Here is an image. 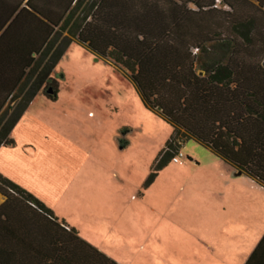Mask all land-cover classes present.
Instances as JSON below:
<instances>
[{"label": "trees", "instance_id": "trees-1", "mask_svg": "<svg viewBox=\"0 0 264 264\" xmlns=\"http://www.w3.org/2000/svg\"><path fill=\"white\" fill-rule=\"evenodd\" d=\"M57 1V17L36 9L53 26L45 23L26 68L0 69V83L12 82L0 102V146L12 144L37 92L56 98L50 73L75 40L120 68L171 126L153 169L192 138L264 186V0ZM0 195V264H118L1 175Z\"/></svg>", "mask_w": 264, "mask_h": 264}, {"label": "rangeland", "instance_id": "rangeland-1", "mask_svg": "<svg viewBox=\"0 0 264 264\" xmlns=\"http://www.w3.org/2000/svg\"><path fill=\"white\" fill-rule=\"evenodd\" d=\"M50 75L57 82L56 98L39 91L28 103L11 128L14 141L0 146L1 171L119 264H182V258L210 264L211 257L227 264L238 259L241 250L232 241L258 236L264 225L263 185L245 187L243 216L237 214L235 198L236 209L221 212L224 223L211 228L212 200L222 198L219 204L227 207V194L234 190L224 179L235 172L228 161L190 138L179 148L181 162L170 158L153 169L171 126L142 105L120 68L75 40ZM87 111L94 116L87 119ZM96 117L101 123L91 125ZM50 122L64 133L50 131ZM70 131L90 148L76 147ZM25 141L32 142L30 149L37 145L36 159L20 153ZM113 144L122 155L117 174L92 157Z\"/></svg>", "mask_w": 264, "mask_h": 264}, {"label": "crops", "instance_id": "crops-1", "mask_svg": "<svg viewBox=\"0 0 264 264\" xmlns=\"http://www.w3.org/2000/svg\"><path fill=\"white\" fill-rule=\"evenodd\" d=\"M57 4H59L57 0H0V69L14 67L16 69L21 70V69L26 68L29 59L34 57L35 50L39 48V46L42 44L41 40L44 38L45 30L46 32L48 31V29L46 28L47 26H45V23L46 25H48V27L53 26V24L47 21V18L45 17V15L42 13L38 14L36 9H41L43 12V10H45L46 8L47 9L51 8L53 9L55 13V17H57L60 13V11L58 10L59 8L57 7L59 5ZM44 6H45V9H44ZM11 83L12 82L10 81L0 83V102H2L3 100H6L9 94ZM40 105L42 107L45 106L44 104H40ZM91 113H92L91 111L86 112L87 119L94 116ZM21 115L19 119L21 118ZM18 120L16 121V123L18 122ZM99 123H101V121L97 117L90 120L91 125L99 124ZM48 127L50 131L54 132L55 134H60L59 132H62L59 128L53 126L52 123ZM67 133L70 135L71 138H74L73 141L76 142V145H75L76 147L82 146V148L86 150L90 148L86 144H84V142L83 144L82 142H78L77 135H75L73 131H70ZM117 134H118V131L115 133V135ZM47 136H48V132H46V135L44 137L47 138ZM116 137L117 136H115V138ZM22 145L23 147L20 153L27 156V159H30V160H34L37 158V145H34L35 150L33 148L30 149L31 148L30 146L32 145L31 141H25L23 142ZM39 150L41 151V149ZM61 150L62 149H59V151ZM110 153L112 154L111 156H110ZM120 153L121 152L120 151L118 152V150H116V147H114V144H113V147H111L110 149H107V151L100 150L99 152H96L95 155H93L92 157L96 161L101 163L102 165L108 167L111 172H113L114 174H117V171H119L120 165H122V155ZM187 160L190 161V159H187ZM182 165L185 168H188L189 164L187 163L184 164L182 162ZM240 173H238L235 170V172H233L231 175L224 176L227 187L228 186L233 187L234 190H231L227 194L229 198L227 201V204H228L227 207L219 204V199H222V198H219V199L217 198V199L212 200L213 208L210 211L211 228H216V226L220 222L224 223V220H225L224 218L226 217H222L220 213L224 212V210L227 208L229 210L232 209L231 207H234L236 209L235 201L237 203H240L239 207L237 206V211H238L237 214H240L243 216V213L241 214L239 210L244 212V201H248V197H247L248 192L245 190V187L251 188V186L259 185V184H257L256 181L252 180V178L250 177L241 178V176H239V178H237V176ZM0 175L10 180L14 184L18 185L19 187L21 186L22 189L23 188L25 189V191L26 190L30 191L29 188H26L25 186L21 185L20 183H18V181L13 179V177H11L10 175H8L7 173L1 170H0ZM32 194L36 196V198H38V201L41 202L43 205L47 204L36 193L34 194V192H32ZM211 194L213 197H219V195L217 194L218 195L217 196L216 193L215 194L211 193ZM235 198H237L238 200L236 199L235 201H233ZM2 201H3V197L0 195V203ZM230 204L232 205L230 206ZM47 205H44V206L49 209ZM49 210L51 211V209ZM51 212L59 224L67 225L69 228H71L75 232V234L78 237L83 239L77 233L78 231L76 227L73 225V223L71 224L66 220L65 217L60 218L55 213H53V211ZM228 220L229 218L227 219V221ZM263 234H264V225L262 226V229H260L258 236L242 239V241L237 244L233 240L232 244L237 245L238 249L241 250V254L238 257V259H236L235 261L233 259L228 260L227 264H264ZM210 260H211L210 264H220V260L218 258L213 259L211 257ZM182 264H200V263L199 261L185 260L184 258H182Z\"/></svg>", "mask_w": 264, "mask_h": 264}, {"label": "built area", "instance_id": "built-area-1", "mask_svg": "<svg viewBox=\"0 0 264 264\" xmlns=\"http://www.w3.org/2000/svg\"><path fill=\"white\" fill-rule=\"evenodd\" d=\"M182 156V153L179 151V149L172 155L171 160L173 162H181L179 157Z\"/></svg>", "mask_w": 264, "mask_h": 264}, {"label": "water", "instance_id": "water-1", "mask_svg": "<svg viewBox=\"0 0 264 264\" xmlns=\"http://www.w3.org/2000/svg\"><path fill=\"white\" fill-rule=\"evenodd\" d=\"M238 173H240V171H237Z\"/></svg>", "mask_w": 264, "mask_h": 264}]
</instances>
